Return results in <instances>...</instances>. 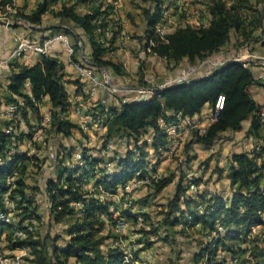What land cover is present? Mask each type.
I'll list each match as a JSON object with an SVG mask.
<instances>
[{
	"label": "trees",
	"instance_id": "trees-1",
	"mask_svg": "<svg viewBox=\"0 0 264 264\" xmlns=\"http://www.w3.org/2000/svg\"><path fill=\"white\" fill-rule=\"evenodd\" d=\"M237 1L239 4L227 6L223 0H210L206 26H178L167 34L165 43L156 45L152 50L176 66L184 59L192 64L215 56L231 42V46L235 44L236 47L257 42L259 35L254 33L258 29L262 30L263 11L252 9L245 3L246 0ZM10 2L11 0H0V6L4 7ZM77 2H65L58 10L53 11L52 6L57 0H40L29 13L16 9L12 16L23 19L32 27L41 25L44 15L52 12L60 19L61 24L49 28V34L64 32L71 36L75 46V60H79L77 41L80 40L82 52L88 47L90 66L105 67L113 75L115 82V79L126 75L123 64L112 58L120 28L113 31L110 45L102 46L97 42L96 21L101 14L108 13V10H102L103 4L100 2L90 12L79 14L75 9ZM163 5L164 0H148V6L139 5L144 26L136 38L141 45V53L150 39L156 40L153 30L161 17ZM64 22L71 23L72 26L64 27ZM75 29H80L81 33L76 34ZM231 32L235 36L233 41ZM44 38L41 37L40 41ZM63 69L64 64L56 56H41L32 65L13 59L3 73L6 84L0 91L2 104L17 103L19 100L23 104L18 105L15 118L2 119L3 127L0 128V214L9 215V222L0 220V255H4L5 250L26 248L28 255L23 260L32 264H121V252L112 243L118 235L110 230L105 235H100L105 228L113 226L115 220L110 211L112 201L100 199L97 196L98 188L113 193L135 173L144 171L148 165L145 159L147 142H141L140 137L148 130H151L152 135L149 147L157 155L166 150L168 138L159 127L160 119L166 124L176 121L177 114L193 119L205 104L212 106L217 95L223 94L224 106L216 120L202 134L193 131L187 145L199 144L204 149H210L224 132L239 131L243 121L249 120L247 133L255 140L252 150L232 153L225 168L219 165L216 168L219 176L224 174L228 180L230 194L223 196L207 189L191 193L185 179L188 168L186 171L182 170L162 219L156 224L150 223L149 229L143 230L144 240L139 241L143 242L142 248L151 246L149 237L164 241L171 237L169 241L172 243L173 233L186 234L191 229L200 235L196 241L198 249L194 252L195 260L204 259V264H227V257H236L243 264L248 253L251 258L262 259L253 264H264V251L256 247L260 237L255 234L247 238L253 227L262 226L264 229V107L261 111L260 105L248 91L252 84L264 88V79L256 76L252 67H244L233 61L216 69L201 71L199 76L157 91L145 100L128 99L122 102L121 98H115V102L97 105L98 115L105 125L99 149L57 143L53 175L45 179L43 190L49 198V215L52 220L58 223L71 219V222L63 229L62 237L49 234L41 239L36 230V223L41 221L36 193L41 188L38 183L29 182L27 168L28 165L42 167L41 163L48 156L40 159L36 154L10 152L9 146L12 137L19 142L32 139L43 118L40 112L43 103L48 106L49 127L42 143L48 145L47 136L50 134L70 138L74 135V130H78L77 125L67 118L70 102L65 87V83H70L78 93V83L76 80L65 81ZM140 80V85H145L143 79ZM29 113L34 115L33 123L29 121ZM18 117L19 120L16 119ZM19 121L25 123L27 131L20 128ZM11 125L17 130L16 134L5 132ZM108 141L125 143V152L118 154L113 150L106 157ZM33 144L40 149L39 143ZM79 146L83 166L75 163L76 149ZM96 151L103 153L98 155L94 153ZM107 162L112 164L110 170L105 166ZM15 170L18 176L9 190L6 180ZM85 181H90L95 190L83 189L81 185ZM201 181V177L194 180L195 183ZM172 182V175L152 181L154 194H158ZM7 191L9 194L6 200L4 194ZM143 201L144 199H140L136 203L144 205ZM136 203L132 201L130 209H120L119 215L133 217L135 214L130 210ZM198 204L203 205L202 212L197 211ZM140 214L144 221L149 219L146 213ZM175 226H180V229L175 231ZM218 226L222 227V231H218ZM161 228L164 229L163 236L160 235ZM60 239L62 242L57 244ZM109 239L111 241L106 243ZM249 245L254 247L250 249ZM140 251L138 249L133 253L134 259ZM218 252L224 253L223 258H217Z\"/></svg>",
	"mask_w": 264,
	"mask_h": 264
},
{
	"label": "built area",
	"instance_id": "built-area-1",
	"mask_svg": "<svg viewBox=\"0 0 264 264\" xmlns=\"http://www.w3.org/2000/svg\"><path fill=\"white\" fill-rule=\"evenodd\" d=\"M17 0H11L10 3L6 4L4 7L0 6V22L8 29H11L13 26L17 25L19 22H25L19 17H13L12 15L16 13ZM178 4L186 5V0H178ZM169 6H164L161 11V17L158 23L154 27V35L156 40L150 39L147 46L144 48L142 54L148 58L152 59H163V57L158 56L152 48L160 43H165L167 41V34L171 33L176 27L171 24L169 19ZM7 11L11 13V19L5 16ZM111 11L107 14L103 13L99 16L96 21V31H97V42L104 47L110 45V39L112 37L113 31L120 28L117 38L114 45L118 46L122 44L125 40V31L122 29L119 24L121 23V18L118 14L117 6H114ZM209 17V15H208ZM123 21V20H122ZM26 23V22H25ZM29 27V24L26 23ZM190 25V24H189ZM207 21L198 24L197 26L192 25L193 27L206 26ZM78 45V54L79 60H75L73 55L75 53L74 43L71 41V37L64 32H57L45 36L43 40H35L28 34L17 33L14 35V47L10 53L5 57L0 59V78L3 76V73L7 67V64L13 60L18 59L21 62L32 65L39 61L41 56H54L55 49L58 47L61 49L65 57V65L71 66L74 70V80L78 83V93H76V87L72 93H68L69 98V110L67 113V118L77 125V129L87 135L90 133H96L101 136L105 132V125L101 118L98 115L96 110L97 105H107L111 102V99H114L117 95L120 97L122 102L127 101L129 98L126 97L127 94L135 93L136 96L131 99L135 100H145L151 97L157 91H161L167 87L183 83L195 77L196 74L203 70H212L218 67L225 65L226 63L233 61L241 64L244 67H249L251 64L257 63L258 58L254 55L248 53V45L245 43L239 52L231 57H221V56H210L203 58L197 61L194 64H188L185 67L179 69L176 75L172 77L165 78L162 82L158 83L153 78H146L143 75V82L145 85L139 86H124L118 83L113 82V75L103 66H90L88 58L82 54V42L77 41ZM253 62V63H252ZM258 63L264 64L263 60H259ZM264 79V74L261 75ZM63 79L65 81L69 80L67 74L64 75ZM68 83H65V87ZM67 91V89H66ZM23 104L21 100L17 103L3 104L1 109V118L10 120L15 118V113L18 110V105ZM224 106V95L218 94L214 103L211 106L209 115L203 117L201 121L193 120L189 117H184L181 114L176 115V121L171 123H164L162 119L159 120V127L165 131V134L168 138L167 148L162 153L172 154L177 148H179L186 136L193 131H197L198 134L205 132L206 128L216 120L219 111L223 109ZM42 121L39 127L35 130L32 135L31 140H26L24 142H19L16 138L12 137L11 144L9 146L10 152H26L27 155H31L28 151L32 150L33 143L38 139H41L45 136L46 129L49 127V113L48 110L45 114L42 113ZM19 120V117L16 118ZM27 131V130H24ZM6 133L16 134L17 130L11 125L5 129ZM264 134V130H263ZM52 137L54 134H50L48 141L49 146V159L54 161L55 152H53L52 146ZM89 138V137H87ZM24 144V145H23ZM80 146L88 147L87 144H81ZM80 146L76 149L75 154V163L77 166H83L84 162L82 161ZM25 147V148H24ZM89 148V147H88ZM113 144L111 141H108L106 144V153L107 151H113ZM107 170H110L111 163H105ZM18 176L17 171L7 178L6 184L9 190L13 186L14 179ZM201 177V174L196 168H190L185 174V179L188 185V189L191 193L198 192L202 182L195 183L196 178ZM160 177L156 174L155 171L145 168L143 172H137L135 175L126 180L122 185L118 186L115 192L108 193L101 188H98L97 196L100 199H109L112 201L110 205L111 217L115 220L113 225L114 229L117 231L116 234L119 235L117 239L113 240V246L117 247L121 252L122 263L121 264H148L149 254L146 252V248L143 247V243H139L137 247L133 248L127 243V238H122L120 233L127 228H135L138 230L140 228L143 217L140 213L145 212V208H141L133 217H122L119 215L120 209H130L131 197L130 193L138 188L141 184H149L152 181H157ZM82 188L85 189V186H88L85 182L82 183ZM89 191H94L93 186L89 187ZM9 191L4 194L5 199L7 200ZM8 205L12 208L13 205L7 202ZM50 207V202H49ZM198 212H202L203 205L198 204L196 207ZM131 211V210H130ZM132 213V212H131ZM134 214V213H133ZM106 218L104 217V220ZM0 220L9 222V215L0 214ZM218 231H222V227H217ZM257 226L253 227L251 232L247 235V238H251L253 235L257 234L261 237L260 232H256ZM1 245V243H0ZM141 249L136 259L133 258V253ZM145 254L144 256L147 260H142L140 254ZM4 255H0V264H21L23 257L28 255V249L18 248L15 250H5ZM224 253L218 252L217 258H223ZM227 264H240L239 260L236 257L226 258Z\"/></svg>",
	"mask_w": 264,
	"mask_h": 264
},
{
	"label": "rangeland",
	"instance_id": "rangeland-1",
	"mask_svg": "<svg viewBox=\"0 0 264 264\" xmlns=\"http://www.w3.org/2000/svg\"><path fill=\"white\" fill-rule=\"evenodd\" d=\"M40 0H18V5L16 6L17 9L24 13H29L35 5ZM78 0H57V3H55L52 6L53 11H56L59 9V7L63 3L72 4L74 2H77ZM227 6L236 4L239 2L237 0H223ZM242 2V0H239ZM245 1V0H244ZM103 4L102 10L105 8L108 10V13L111 11L114 6H117L119 17L121 18V23L119 26L124 29L125 31V40L122 44L116 46L115 51L112 55V58L120 61L123 64V67L126 71V75L121 77L120 82H118L120 85L124 86H139L141 80L143 79V75L146 78H153L156 82L160 83L165 78L172 77L177 74L179 69L182 67L187 66L188 62H181L178 65H174L172 62H167L165 59H152L144 56L140 50L141 45L138 43V39L136 38L141 34L142 28H143V18L142 14L139 8V5L142 6H148V0H95L94 2L91 1H80L77 2L76 6V12L79 14H85L87 12H90L92 10V7L95 5H98L99 3ZM187 4L182 5L178 4V0H164V6H169L170 9L169 12V19L171 20V24L175 27L190 24L197 26L198 24L205 22L209 19L208 17V6L210 5L208 2L210 0H186ZM249 7L262 9L263 11V27L262 30L258 29L255 31L254 35L256 33L259 35V40L257 42H253L250 45H248V53L251 55H254L258 59L263 60L264 58V0H246V2ZM243 9V8H242ZM238 11H241L238 9ZM5 16L9 19H11V13L7 11ZM107 13V14H108ZM123 20V21H122ZM25 26L27 25L25 22H22ZM43 25H49V28L52 26H58L61 24L60 19L55 17L52 12H47L43 19H42ZM67 26H72L71 23L64 22ZM28 27V26H26ZM80 30V29H79ZM76 31V29H75ZM81 31V30H80ZM235 39L234 33L231 32V40L233 41ZM244 45V44H243ZM243 45L236 47L235 44H233L232 49L228 50V48L224 47L219 53H217L215 56H221V57H231L233 55L236 56V54L239 52L241 47ZM214 56V55H213ZM253 63L249 67L254 66H261L264 67V64ZM196 63V62H195ZM194 64V63H192ZM205 70H203L204 72ZM207 71V70H206ZM141 73V74H140ZM201 72L196 74V76H199ZM257 76V75H256ZM260 77V76H259ZM69 92H72V88L69 86L67 87ZM136 96L135 93L127 94L126 97L129 99L134 98ZM122 96L117 95L115 98H120ZM258 97V96H257ZM115 98L111 99V102H115ZM261 99V97H259ZM0 108V113H1ZM48 108L45 103H43L40 106V112L45 114L47 112ZM30 123L34 122V115L32 113H29L28 115ZM1 115H0V128L3 127ZM20 128L26 130L25 123L23 121H19ZM192 132H190L185 140L183 141L182 145L177 148L172 154L168 153H162L160 155H157L150 147L149 143L151 142V130H148L145 134H142L140 137V141H146L147 146L145 150L147 151V155L145 157L146 161L148 162L146 165V168L153 170L156 172V174L159 177H164L168 175H172L173 182L170 183L166 188H164L162 191H160L158 194H154L153 188L151 187L152 183H145L141 184L138 188L133 190L130 193V197L132 201H138L140 199H144L142 205L141 203H136L134 207L131 208L132 213H137L141 208H145V212L149 219L147 221H142V224L140 228L133 229V228H127L120 233L122 238H127V243L133 248L137 247L141 239L144 240V231H147L149 229V224L154 223L156 224L157 221L162 219L166 209H167V203L172 198V195L174 193L175 183L179 178V175L181 171L188 170L190 168H196L198 172L201 174L202 184L200 186V191L202 189H215L216 187L221 188L225 186L226 178L224 177V174L219 176V174L216 171L217 165H220V163H223V161L220 159L221 154L219 152H211L210 149H204L199 144H192L191 146H188L187 143L190 140V135ZM48 139L50 138V135L47 136ZM89 137V138H87ZM44 138V137H43ZM38 139L36 142L39 143L40 149H37L35 145L33 144L32 150L28 151L30 154H36L40 159H43L45 156H48V158L41 163L40 168H36L35 165H28L27 168V174L29 175V182L30 183H38L39 187L41 188L39 192L36 193V199L38 203V213L41 216L40 223H36V230L37 233L40 234L39 236L42 237L46 235H63V229L66 227L68 223L71 222V219H66L64 221L55 223L52 220V217L49 215V198L47 197L44 189V181L47 177L53 175V164L54 162L49 159V146L45 143H42V139ZM226 137H224V140ZM52 146H53V152H56L57 150V143L62 142L63 144H73L75 146L81 145V144H87L89 148L94 147L95 149H99L101 147V136L97 135L96 133H90L89 135L79 131L74 130V135L70 138H62V136H54L52 137ZM113 144L114 150L118 154H123L126 149L125 143L119 142V141H111ZM24 145V144H23ZM25 148V147H24ZM108 153L105 154L106 157L111 155V151H107ZM95 154L98 153V155H101L103 152H94ZM187 162H189L187 164ZM112 165V164H111ZM223 166V168H225ZM40 169V170H39ZM187 172V171H186ZM88 186H85V189H89V187L92 186L90 181H85ZM225 183V184H224ZM225 188V187H224ZM106 220V219H105ZM107 221V220H106ZM175 231H178L180 229V226H175L173 228ZM111 231L112 233L116 234V230L113 226H109L105 228L100 235H105L108 231ZM163 230L161 228L160 235L163 236ZM261 237L257 241V246L261 248L264 251V232H260ZM172 234V233H169ZM117 235V234H116ZM119 236V235H118ZM171 238V237H170ZM168 238L167 241L159 240L156 237H149V241H151V246L146 247L145 253L147 252L150 256L148 264H204L203 260H195L194 259V252L197 251V245L196 241L200 238V235L194 231V230H188L186 234H180V233H173V242L171 243ZM111 239L106 240V243L110 242ZM62 242V239L57 241V244H60ZM49 245V241H48ZM145 247V246H144ZM250 249L251 247H254V245H249ZM145 254L141 253L140 257L142 260H147V258L144 256ZM245 263L243 264H253L255 261H261L260 257H252L248 253L245 256ZM21 264H32L28 261L23 260Z\"/></svg>",
	"mask_w": 264,
	"mask_h": 264
},
{
	"label": "crops",
	"instance_id": "crops-1",
	"mask_svg": "<svg viewBox=\"0 0 264 264\" xmlns=\"http://www.w3.org/2000/svg\"><path fill=\"white\" fill-rule=\"evenodd\" d=\"M18 0L16 1V5H18ZM57 26V25H56ZM64 27H67V25H63ZM30 27V26H29ZM26 27L22 23H18L17 25L13 26L11 29H8L4 26L2 22H0V59L5 58L10 51L14 47V35L17 33H23V34H28L35 40H40L41 37H45L49 35V25H43L41 22V25L39 26H32V27ZM81 32L77 29L76 34H80ZM71 37V36H70ZM71 41L73 42V39L71 37ZM232 42L229 43L228 46H225L228 48V50H231L232 48ZM224 48V47H223ZM89 53L88 47L86 46L84 49V52L82 54L86 57ZM54 56L59 58V60L64 64V72L69 76V80H74V70L71 66L65 65V57L63 53L61 52L60 48H56L54 52ZM181 62H187L185 59L182 60ZM180 62V63H181ZM252 71L255 75L261 76L264 74V67L261 66H254L252 67ZM121 78L115 79V82L118 83L120 82ZM6 84V79L4 76L0 78V91L4 88ZM119 84V83H118ZM72 88V92L74 91L75 87L74 85L68 83L66 85L67 87ZM248 91L251 94V96L254 98L256 103L260 105L261 111L262 108L264 107V88L262 86H259L257 84H252L248 87ZM67 92L70 94L72 92H69L67 89ZM258 96V97H257ZM261 97V99L259 98ZM2 102L0 100V108L2 107ZM48 108V106H47ZM211 110V105L210 104H205L200 113L193 116V120H198L201 121L204 116L209 115ZM249 127V120H245L242 123L241 129L236 132H224L221 135V138L218 139L214 145L210 148L211 152H219L221 154V160L223 163L219 162V166L223 167L227 165L228 163V157L232 153H239V152H244V151H250L254 147L255 140L247 133ZM224 137L226 139L224 140ZM208 150V149H207ZM226 184L225 186L218 188L216 187L215 189H209L207 188L208 191L210 192H218L222 194L223 196H227L230 194V188H229V182L226 179ZM225 187V188H224ZM264 229L262 226H257L256 232H262Z\"/></svg>",
	"mask_w": 264,
	"mask_h": 264
}]
</instances>
